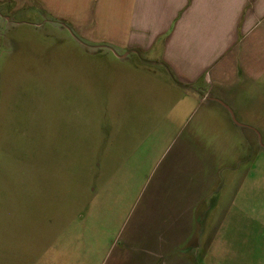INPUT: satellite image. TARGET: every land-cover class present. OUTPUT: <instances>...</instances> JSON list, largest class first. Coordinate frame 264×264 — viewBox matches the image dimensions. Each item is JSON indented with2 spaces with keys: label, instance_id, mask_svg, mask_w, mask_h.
Segmentation results:
<instances>
[{
  "label": "rangeland",
  "instance_id": "obj_1",
  "mask_svg": "<svg viewBox=\"0 0 264 264\" xmlns=\"http://www.w3.org/2000/svg\"><path fill=\"white\" fill-rule=\"evenodd\" d=\"M67 26L38 0H0V264H125L158 169L206 109L183 119L184 92L152 57ZM246 107L237 130L222 108L198 130L220 182L192 264H264V89Z\"/></svg>",
  "mask_w": 264,
  "mask_h": 264
},
{
  "label": "crops",
  "instance_id": "obj_2",
  "mask_svg": "<svg viewBox=\"0 0 264 264\" xmlns=\"http://www.w3.org/2000/svg\"><path fill=\"white\" fill-rule=\"evenodd\" d=\"M38 1L94 48L152 57L183 90V119L206 105L158 169L165 193L156 188L148 226L127 236L121 255L125 264H192L185 251L202 238L201 214L220 182V165L196 136L219 108L239 129L232 120L264 89V0Z\"/></svg>",
  "mask_w": 264,
  "mask_h": 264
}]
</instances>
